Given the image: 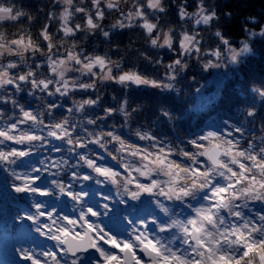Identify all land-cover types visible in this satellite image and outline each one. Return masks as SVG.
Masks as SVG:
<instances>
[{
    "label": "snow or ice",
    "instance_id": "6c2138e0",
    "mask_svg": "<svg viewBox=\"0 0 264 264\" xmlns=\"http://www.w3.org/2000/svg\"><path fill=\"white\" fill-rule=\"evenodd\" d=\"M121 3L125 6L121 7ZM158 3L159 0H131L130 3L120 0L118 7L109 8L105 0H48L47 6L39 10L46 18L39 31L41 43L34 42L31 37L26 41L23 35L8 39L0 32V105L5 106L0 107V165L19 167L20 162L36 154L32 151V145L36 142L41 143L45 152L51 148L54 153H61L62 150L51 140L61 141L78 150L71 153L80 162L78 167L91 170L83 174L73 169L70 175L65 174L69 188L72 181H93L98 185L107 181L116 186L120 203H125L124 196L138 202L131 205L135 211L128 213L132 217L128 220L130 227H125L121 235L110 234L98 224L90 223L91 217L100 214L91 207L86 211L81 209L79 224L50 212L47 219L51 222L44 223L41 219L45 216L44 205L34 202L32 207L35 212L28 213L24 219L32 222L40 236L56 243L55 248L40 251L21 248L20 256L25 264H83L85 260L87 264H255L253 256H258L260 264H264V135L260 136L259 142L253 138L242 146L244 127L225 122V129L219 132L209 131L206 135L201 133L189 137L186 143L196 149L194 152L183 148L174 151L155 134L135 132L139 140L152 142L146 148L137 147L121 138L123 129L133 115L126 98L130 90L151 88L172 92L175 82L192 66L191 61L199 64L203 60L202 68L216 64L213 61H219L225 49L232 52L233 62L236 58V52L231 48L232 42L221 31L212 33L215 39L213 46L206 45L203 34L212 32L220 16L204 0H192L191 3L181 0L177 12L181 29L179 32L163 33L161 42L158 21L159 14L164 12L155 6ZM21 9L8 0H0V13L8 17L0 20V25L36 19L30 12ZM44 9L47 11L44 12ZM226 15L230 16V13ZM113 16L119 23L116 27L112 24L109 27L105 21ZM55 21H59L56 39L62 42L60 45L53 43ZM134 28L144 30L153 48L172 54L169 62L165 61L163 55L156 60L158 66L166 69L162 78L149 77L139 71H125L120 61L113 63L107 54L89 56L83 48L73 54L76 41L86 39L90 30L91 35H95L103 29L109 33L107 39L110 40L113 32ZM260 35L264 36V30ZM68 38L73 41L72 48H65L63 59H54L60 55V48ZM43 42H47L46 46ZM243 50H246V46ZM26 53L30 55L26 56ZM37 55L45 59L38 60ZM29 59L32 60L31 64L28 63ZM69 60L79 66L74 67L75 72H79L81 77L87 76V80L81 77L67 78L64 65ZM181 65H186L183 71ZM95 68L100 71H94ZM45 72L51 75H45ZM108 81L121 86L123 102L119 106H116L118 102L115 106H105L93 119L84 121L81 116L80 122H77V114L100 105L103 99L101 85ZM192 81L195 82L194 76ZM252 91L255 95L244 111V118L252 125H256L259 119L260 131L264 133V116L261 115L264 87ZM77 92L86 96L76 100L74 94ZM21 93L41 103L29 111L20 103L18 97ZM58 97L61 99L58 100ZM256 97H259V103ZM111 99L117 101L116 97ZM7 106L11 107V112L6 110ZM31 107L29 104L28 108ZM65 117L68 119L62 123ZM116 117L120 118L119 131L115 126L102 123ZM163 117L170 119L171 113L165 110ZM85 125L99 126L102 130L95 138L86 139V135L90 136L91 133L81 135ZM45 136L49 139H45ZM73 137L77 143H71ZM203 141L207 142V146ZM111 142L120 145L119 151H126L128 155L139 157L147 163H142L140 167L122 165L127 173L123 177L119 171L98 166L89 152L90 147L98 145L106 148ZM151 149H155V152ZM172 156L182 159H169ZM112 159L118 160V157L112 155ZM185 160L188 163H184ZM58 163L52 160L56 172L49 171L47 167L11 172L16 181L13 190L19 194L48 196L49 193L42 190L37 182L42 183L46 173L57 176ZM0 171L6 169L0 168ZM133 172L138 175L133 176ZM92 173L98 175L93 176ZM161 174L168 179L161 181L155 178ZM141 178L147 183L142 182ZM57 186L64 192L63 185L57 182ZM142 192L148 193L152 199L142 200ZM153 201L171 209L169 215L141 211L144 203L152 205ZM255 205L260 207L255 208ZM104 208L107 210L108 205L105 204ZM64 220L73 227L64 225ZM77 227L83 231H76ZM69 233L72 235L69 236ZM160 234H170L167 245L161 243ZM89 249H94L98 259L82 255ZM113 249H119V253L124 255L120 256Z\"/></svg>",
    "mask_w": 264,
    "mask_h": 264
},
{
    "label": "trees",
    "instance_id": "16d2710c",
    "mask_svg": "<svg viewBox=\"0 0 264 264\" xmlns=\"http://www.w3.org/2000/svg\"><path fill=\"white\" fill-rule=\"evenodd\" d=\"M8 2L14 3L16 8H23L22 11L30 12L33 17H36L33 21L29 22L25 20L24 22H5L0 25V32H3L8 39L18 38L19 35H23L27 40L29 37L36 43H41L42 38L39 37V31L43 24L46 22L45 15L39 10L47 6L48 0H8ZM130 3L131 0H128ZM191 3L192 0H189ZM209 8H214L219 13L220 19L217 25L214 26L212 32L203 34V39L207 46L211 47L215 44V39L212 33L215 31H221L226 35V37L232 42L231 48L237 49L242 41H247L250 47V52L239 57L235 66L230 68L227 78L223 81L221 88L218 92L217 97L211 100L203 111L199 113L189 114L188 109L193 103L194 96L192 94L195 88L199 86L200 82L203 83L207 80L210 70L208 72H203L201 64L203 60L198 64L195 61H191L190 69L181 75L180 79L175 82L177 86L180 87V92L177 94L175 91L172 92H161L159 90L151 88H138L132 89L128 92L126 97L128 100V107L133 110L132 118L129 120L128 125L123 129L124 135L122 139L127 142L134 144L137 147H142L146 145L149 147L151 141L139 140L135 132L139 131L142 134L147 133L149 135L155 134L158 138L165 141L169 147H172L174 151L178 149H185L189 151H196L191 145L186 143L187 139L193 135L197 134H207L209 131L219 132V130L225 129V122L230 124H241L244 127V140L241 141L242 146L246 144L253 138L256 142H259L260 136L264 135L261 133V123L259 119L256 125L248 123L244 118V111L247 106L252 102L255 93L252 91L253 87L261 88L264 87V39L263 38H249L247 39L248 32H256L261 30L264 25V0H204ZM125 5L121 3V7ZM166 11L159 14V30H169L170 32H179L181 29V22L178 19L177 12L181 6V0H163V5ZM47 9H44L46 12ZM226 13H230L226 15ZM115 21V17H109L105 23L110 27ZM80 22V21H76ZM59 27V21L54 22V27L52 28L53 43L60 45L62 42L56 39V29ZM62 36V33H59ZM79 35V34H78ZM46 46L47 42H43ZM72 39L68 38L64 46L60 48V55L54 57V59L63 56L65 48H72ZM77 47L75 51H79L81 48L88 55H101L107 54L114 61H120L125 71H139L144 73L149 77L160 79L163 77L165 68L158 66L156 60L159 56L163 55L165 61L171 59L172 54L166 51H162L158 48H153L150 46V38L146 35L143 29H125L113 32L111 39H106L101 33L97 32L95 35L89 34L88 37L82 41H76ZM118 46V47H117ZM228 49H225L222 56L226 55ZM143 53V55H141ZM30 53H26L29 56ZM5 59H15V57H6ZM37 59L43 61L45 57L37 55ZM122 59V61H121ZM215 61V60H214ZM28 63L31 64L32 60L29 59ZM46 67V65H45ZM97 71V69H93ZM44 71V69H41ZM45 75H51L49 72H45ZM194 76L195 82H189V77ZM81 77L76 74L73 78ZM87 80V76L81 77ZM102 91V101L100 105L95 109H88L86 113L77 114L75 119L80 122L81 116L83 120L93 119L96 114L101 111L102 108L108 105L119 106V103L123 102L122 95L124 94L120 85L114 84L112 82H105L101 85ZM75 99L79 100L81 97L86 96L85 93L77 92L74 94ZM116 97L117 101H113L111 98ZM20 103L25 106L29 111L36 109L41 101L29 97L26 93L19 94ZM44 99H48L44 97ZM58 100L61 98H57ZM257 103H259V97L255 98ZM71 103V101H69ZM31 104L32 107L28 108ZM0 107H5L0 105ZM9 112H11V107L7 106ZM43 107V106H41ZM167 110L171 113L170 119H165L163 117V112ZM18 111V110H17ZM67 115V113H65ZM261 115L264 116V109L261 110ZM59 114H57V119H59ZM47 122V121H46ZM102 123L107 124L109 127L115 126L116 130L120 129V118H109L107 121ZM85 131L81 135L86 133H91L90 136L86 135V139L95 138L97 134L102 130L99 126H84ZM39 134V133H37ZM239 137V134H236ZM45 139H49L45 136ZM75 141V137H73ZM184 140L185 143H181ZM52 144H55L62 151L61 153H54L51 148L45 152L40 142H36L32 145V151L36 154L31 155L30 159L33 161H28V165L23 166L19 164L16 165H0L6 168V177L13 178L10 171H27L33 168H44V162L47 160V168L49 171L56 172V168L52 164V160L55 159L59 163L58 167L59 177L56 182L67 183V176L65 174H71L73 169L77 172L88 173L87 168H80L77 165L80 163L77 161L76 157L71 153L73 151H78L74 147H70L61 141L51 140ZM145 147V148H146ZM120 145L116 142L108 143L106 148H100L98 145L91 146L89 152L94 158L97 154L101 155L100 161L106 163L112 160V155H116L118 160H115L118 164H126L130 162V159L138 160V157H132L127 154L126 151H119ZM155 151V149H151ZM111 153V154H110ZM104 154V156H103ZM169 159L181 160L179 156H172ZM186 161V160H185ZM35 162V163H34ZM188 162V161H187ZM244 163H250L248 161H243ZM102 163V164H103ZM108 164V163H106ZM130 164V163H129ZM235 167V166H234ZM4 168V167H3ZM14 169V170H13ZM2 172V171H1ZM93 175V174H92ZM51 174H45L42 179H49ZM95 176V175H93ZM51 182V181H48ZM93 182V181H86ZM96 184L95 182H93ZM84 184L85 185H88ZM90 185V184H89ZM103 186V184H96V188ZM14 187V186H13ZM105 187V186H103ZM107 187V186H106ZM13 189V188H11ZM43 189L49 193V197H55L59 189L56 184H49L48 186H43ZM68 194L63 195L65 201H68ZM101 198V197H100ZM72 199V197H71ZM98 206V218H102L104 215L110 211V204L113 201V195H109L108 201L96 200ZM68 203L72 204L71 201ZM135 203H138L135 201ZM76 202L74 203V205ZM107 204L108 208L105 210L104 205ZM131 203L126 201L122 203V212L129 213L131 210ZM130 206V207H129ZM255 208H259V205H255ZM34 211V210H33ZM179 211V209H177ZM16 218L17 213H13ZM54 216H59V214H54ZM11 234L14 238L18 237L21 231L20 221L13 219ZM127 221L120 216L116 222L117 227H122L126 225ZM130 227V226H129ZM83 256H88V254H82ZM255 264H258V256L252 257Z\"/></svg>",
    "mask_w": 264,
    "mask_h": 264
},
{
    "label": "rangeland",
    "instance_id": "374dc122",
    "mask_svg": "<svg viewBox=\"0 0 264 264\" xmlns=\"http://www.w3.org/2000/svg\"><path fill=\"white\" fill-rule=\"evenodd\" d=\"M8 17L3 14V13H0V20L2 19H7ZM264 30V25L263 27L261 28V30L259 31H256V32H248L247 33V39L249 38H263L264 39V36H261L260 35V32ZM170 31L169 30H164L162 31L161 33V42L163 40V33H169ZM26 40V39H25ZM27 41V40H26ZM247 43V41H242L240 43V46L239 48L235 49L237 52L240 53V55L237 57V61L239 59V57L245 55V54H248L250 51H243V48H244V44ZM231 56H232V52L231 51H228L226 53V55L222 56V58L219 60V61H213V63H216V64H222L223 67L221 68H218V69H210V74L207 78L206 81H204V88L201 89L200 93L197 94L194 93L192 94V96H194V100H193V103L191 104L190 108L188 109V112L189 114H195V113H199L200 111H203L204 108L207 106V104L211 101V100H214L217 95H218V92L221 88V85L223 83V81L227 78L228 74H229V71H230V68L235 66L236 63H233L231 61ZM64 57L61 56V57H58L56 59H63ZM71 63V66L74 68V67H79L77 65H74V62H70ZM97 71L96 72H99L100 69L99 68H96ZM95 71V70H94ZM50 73V72H49ZM51 74V73H50ZM78 74V76H81V74L79 72H75V71H68L66 72V76L68 79H73V77ZM110 82V81H108ZM174 91V90H173ZM202 143H204L206 146H207V142L206 141H203ZM142 147H146V145L142 146ZM155 152V151H153ZM104 156V154H103ZM99 157V159H97ZM93 158V157H92ZM139 158V157H138ZM170 158V157H169ZM97 165L100 166V167H103V168H111L113 171H119L121 173V177L123 176H126L127 173H125L124 171V168L122 167V165H125L124 163L123 164H118L116 163L115 160H111V161H108L106 163H103L100 161L101 159V155L100 154H97L94 158H93ZM202 161L204 160L203 157L200 158ZM44 164H45V167H47V160L44 161ZM103 163V164H102ZM130 163V164H129ZM142 163H147V161H141V159L139 158V161L138 160H133V159H130V162L126 163V165H131V166H135V167H140V165ZM184 163H188L187 161H184ZM234 167V166H233ZM14 170V169H13ZM10 173L13 172L11 170H9ZM27 171H30V170H27ZM27 171H24V172H27ZM91 170L87 169V172H89ZM15 172H23V171H15ZM83 174H86V173H83ZM93 175L97 176L98 174L96 173H92ZM59 175V171L57 173V176H50L49 179L47 180V178L41 183V182H37V183H40V187L42 190L43 189V186H48L49 184H51L53 182V184H56L57 185V182L56 180H58L57 177ZM138 174L133 172V176H137ZM121 177H117V179H121ZM101 180L104 179V177H99ZM155 178L161 180V181H165L168 179L167 176H164V175H159V176H156ZM5 180V183H3ZM48 181H51V182H48ZM141 181L144 182V183H147V181H144L143 178H141ZM59 184L63 185L64 186V192H61L60 190V187L57 186V188L59 189L58 193H60L59 195H65V194H68L67 197H68V201H71L72 203L76 202V206L72 208L71 211H68V206L62 201L63 198L61 197H58L57 199H55V201L58 202V205H59V210L61 211H57L58 213H61V218H64V217H67V219H71V220H75L77 221V223L79 224L80 221H79V216H80V212H81V209L83 208L85 211L87 210V208L91 207L93 209V211H97L98 212V206H100V204L98 205L97 204V201L96 200H103V201H108V199H105V197H109V191L112 190L115 194H116V186L112 185L110 182H105L103 184V186H99V187H95L96 184H94L93 182H86V181H72V185L71 187L69 188V185H68V180H67V183L66 184H63L62 182H58ZM89 183L88 185H85L84 184H87ZM16 184V181L14 179V177L12 178H8L7 180V177H6V172H3V173H0V195L4 194L5 192V197H9V188L7 187H10L12 188L14 185ZM98 185V184H97ZM107 186V187H106ZM131 187H134V186H131ZM13 190V189H12ZM45 191V190H44ZM122 191V190H121ZM11 195H14V196H26V197H29L31 199H33V203L34 202H40L44 205V208H43V211L45 212V216L44 217H41V219L44 221V223H47V222H51L50 220L47 219V214L50 212V213H54L55 214V208L53 206L52 201V197H49L48 200L45 197H41L39 194H35V195H28V194H19V193H16L14 190L11 191ZM15 193V194H14ZM79 197V199H74V197ZM72 197V199H71ZM101 197V198H100ZM117 200L115 201L114 203V206L116 207L115 209L118 211H120L118 205L120 204L119 200H120V197L117 196ZM141 199L142 200H149V199H152V197L148 194V193H141ZM126 200L131 203V204H136L135 201H132L130 200L127 196H124V201L126 203ZM63 202V204H62ZM137 202V201H136ZM124 203V204H125ZM122 204V203H121ZM17 205L19 208L22 209L20 215L19 216L22 221L28 223V224H31L32 225V222L29 221V220H26L24 219V217L28 214V213H31V212H35V210H30L28 208H26L24 206L23 203H20V202H17ZM20 206H23V207H20ZM101 207V206H100ZM132 207V206H131ZM115 210H113V214ZM180 211V210H179ZM108 214H109V211H108ZM163 215V213H160V215ZM129 215L127 214L126 217H128ZM130 219V217L128 218V220ZM167 219V218H165ZM21 221V220H20ZM90 223L92 224H98L99 227L101 228H104L106 231H109L110 234H116V235H119L117 234L113 229H109L107 227H105L101 221L98 220V216L96 217H91L90 220H89ZM64 225H66L68 228H71L73 227L72 225L70 224H67V220H64L63 221ZM5 227V226H4ZM33 229H34V226H33ZM6 231V229H5ZM32 230H28V235H34L35 232H31ZM76 231H79V232H82L83 230L79 227L76 228ZM8 232L6 231V234L5 233H2V235L0 234V258L3 257L5 258L7 255H8V247H11L12 246V243L9 242V237H8ZM69 235H72V233H69ZM169 235L170 234H167V235H160V238H161V243L167 245L168 243V238H169ZM36 236H37V241L36 242H32L31 241V238L30 239H23L21 241V244L20 245H17L16 244V258H17V261H18V264H25V262L22 260L21 256H20V249L21 248H24V249H35L36 251H40L45 247L44 245V242L43 240L45 241V243L47 244V248L51 247V248H55V241H50V240H47L46 237H43V236H40L38 233H36ZM105 247H108L107 245ZM112 251L114 252H117L119 253V249H113ZM120 256H122V253H119ZM92 256H95L97 257L98 259V254L95 253L94 249H91V251L88 253V256L86 257H92ZM258 264H260V261H259V257H258V260H257ZM0 264H5L4 262H2L0 260ZM83 264H87V261L85 260L83 262Z\"/></svg>",
    "mask_w": 264,
    "mask_h": 264
},
{
    "label": "clouds",
    "instance_id": "9594fccd",
    "mask_svg": "<svg viewBox=\"0 0 264 264\" xmlns=\"http://www.w3.org/2000/svg\"><path fill=\"white\" fill-rule=\"evenodd\" d=\"M105 2H106L107 6H108L109 8H112V7H118V6L120 5V0H105ZM162 5H163V0H159V3H158L157 5H155V6L158 7L159 10H160L161 12H165V11H166V8H165L164 6H162ZM132 18H133V19L135 18L134 15H133ZM13 19H15V17H13ZM118 23H119L118 21H115V22L112 23V26H113V27H116V25H117ZM97 26H98V25H97ZM89 34H91V30H90V33H89ZM101 34H102V36H103L104 38H106V39H107V37L109 36V33H108V32H104L103 29H101ZM150 46L153 47V45H151V44H150ZM161 46H162V45H161ZM244 46H246V50H243V51H245V52L250 51V47H249V45H248L247 43H245ZM117 47H118V46H117ZM233 50L236 52V58H235V61L233 62V61H232V56H231V61H232L233 63H236V62H237V57L240 55V53L237 52L235 49H233ZM74 53H75V50L73 49V54H74ZM141 55H143V53H141ZM89 56H93V55H89ZM70 62H71V61L69 60V61H67V62L65 63V65H64V71H65V72H68V71H76V69H74V68L71 66V63H70ZM112 62L115 63L114 60H113ZM221 67H223L222 64H210V65L204 66V67L202 68V71L206 73V72H208L209 68H211V69H218V68H221ZM185 68H186V65H181V70H182V71H183ZM195 79H196V78H195ZM192 80H193V76H192V77H189V82H192ZM204 86H205V85H204V82H203V83L200 82L199 87H196V88H195V93H200L201 89L204 88ZM255 89H258V88H257V87H253V90H255ZM174 91H175L177 94H179V92H180V87L177 86L176 84H175ZM77 110L79 111V108H78ZM67 119H68V118L65 117V120L62 121V123H66ZM89 122H91V121H89ZM71 143H77V141H71ZM81 159L84 160V157H81ZM41 163H43V161H41ZM85 163H87L86 160H85ZM131 211H135V209H132ZM141 211H143V212H154V211H155V212H157V213H159V214H160V213H163V216H167V215H169L171 209L164 207L162 204H156V202L153 201V204H152V205H149L148 203H144V204L141 206ZM125 218H126V217H125Z\"/></svg>",
    "mask_w": 264,
    "mask_h": 264
},
{
    "label": "water",
    "instance_id": "95a60500",
    "mask_svg": "<svg viewBox=\"0 0 264 264\" xmlns=\"http://www.w3.org/2000/svg\"><path fill=\"white\" fill-rule=\"evenodd\" d=\"M69 236H71V235H69ZM89 251H91V249H89L88 252H89ZM86 253H87V252H86ZM82 254H84V253H82Z\"/></svg>",
    "mask_w": 264,
    "mask_h": 264
}]
</instances>
